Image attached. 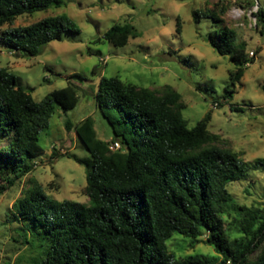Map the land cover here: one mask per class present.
<instances>
[{
  "label": "trees",
  "instance_id": "obj_1",
  "mask_svg": "<svg viewBox=\"0 0 264 264\" xmlns=\"http://www.w3.org/2000/svg\"><path fill=\"white\" fill-rule=\"evenodd\" d=\"M63 5L64 0H0V28L6 26L0 34L2 44L11 52L37 57L49 43L61 41L64 32L79 33L65 15L12 26L19 17ZM202 18L222 23L212 10L192 13L194 24ZM256 18L258 24L264 23L261 8ZM180 30L177 19L175 32ZM138 35L130 24L114 25L96 41L121 48ZM209 43L235 67L221 98L227 102L253 57L226 26L217 27ZM82 80L74 74L64 88L35 102L12 74L0 68L3 188L13 187L33 171L31 160L43 154L40 133L56 109L66 112L77 105ZM93 99L110 128L109 141L98 139L90 116L75 125L65 123L90 157L86 164L75 159L85 165L87 204L54 200L33 181L13 203L17 238L21 244L32 245L31 237L37 241L32 264H264V205L253 209L234 203L227 190L229 183L246 180L249 171H264V159L246 165L230 149L217 146L220 137L207 129L210 112L188 128L181 115L185 107L181 96L168 85L148 89L101 77ZM112 143L119 149L110 150ZM230 211L237 216L235 236L224 218ZM174 233L192 242L204 236L203 243L213 248L220 262L196 255L175 258L166 246Z\"/></svg>",
  "mask_w": 264,
  "mask_h": 264
},
{
  "label": "rangeland",
  "instance_id": "obj_2",
  "mask_svg": "<svg viewBox=\"0 0 264 264\" xmlns=\"http://www.w3.org/2000/svg\"><path fill=\"white\" fill-rule=\"evenodd\" d=\"M256 1L264 11V0H64L59 8L15 20L12 26L19 27L65 15L80 30L64 32L61 41L49 43L37 57L11 52L0 40V68L12 74L35 102L64 88L74 74L83 80L77 105L66 112L56 109L48 128L40 133L38 144L43 154L31 160L33 171L11 188H3L0 182V264H32L30 261L38 253L34 237L32 245L21 244L16 230L19 225L12 222L11 216L13 203L31 185L30 181L41 185L54 200L87 204L84 164L90 157L74 130L65 129V123L75 125L90 116L98 139L110 140V128L93 99L101 77H116L123 83L148 89L170 86L185 105L181 115L188 128L210 112L207 129L220 137L217 146L230 149L246 165L264 159V23L256 21V29H250L245 19L236 21L230 13L233 7L248 10ZM206 9L216 12L222 23L202 18L194 24L192 13ZM177 19L179 34L175 32ZM122 24L135 27L138 37L129 39L121 48L96 41L114 25ZM220 25L232 29L237 42L246 44L248 56L260 48L227 102L221 98L229 85V72L235 67L209 43L210 34ZM5 28H0V34ZM94 66L96 73L92 72ZM230 106L238 110L232 111ZM227 190L234 203L260 209L264 205L263 169L249 171L246 180L229 183ZM224 218L235 236L237 216L230 211ZM203 240L204 236L192 242L174 233L166 246L177 259L196 255L219 263L220 257Z\"/></svg>",
  "mask_w": 264,
  "mask_h": 264
},
{
  "label": "built area",
  "instance_id": "obj_3",
  "mask_svg": "<svg viewBox=\"0 0 264 264\" xmlns=\"http://www.w3.org/2000/svg\"><path fill=\"white\" fill-rule=\"evenodd\" d=\"M259 4L256 1L253 6H251L248 10L243 9L242 7H233L230 10L231 15L235 18L236 21H240L245 19L247 21V27L250 29H256V21H257V12L259 10ZM250 57H253V53H249ZM118 143H112L110 145V150H118L119 149Z\"/></svg>",
  "mask_w": 264,
  "mask_h": 264
}]
</instances>
